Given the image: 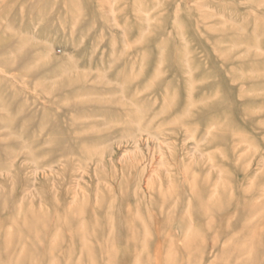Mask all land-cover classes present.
Wrapping results in <instances>:
<instances>
[{
    "label": "rangeland",
    "instance_id": "rangeland-1",
    "mask_svg": "<svg viewBox=\"0 0 264 264\" xmlns=\"http://www.w3.org/2000/svg\"><path fill=\"white\" fill-rule=\"evenodd\" d=\"M0 264H264V0H0Z\"/></svg>",
    "mask_w": 264,
    "mask_h": 264
},
{
    "label": "bare ground",
    "instance_id": "bare-ground-1",
    "mask_svg": "<svg viewBox=\"0 0 264 264\" xmlns=\"http://www.w3.org/2000/svg\"><path fill=\"white\" fill-rule=\"evenodd\" d=\"M35 219H36V218H35ZM38 235H39V234H38ZM38 235H37V237H39ZM199 247H200V246H199ZM8 248H9V247H8ZM10 251H11V250H10ZM191 252H192V251H191ZM11 253H12V251H11ZM50 254H51V251H48V255H47V256H49ZM10 256H11V254H10ZM51 256H52V254H51ZM8 257H9V256H8ZM6 259L8 260V258H6ZM6 259H5V260H6Z\"/></svg>",
    "mask_w": 264,
    "mask_h": 264
}]
</instances>
